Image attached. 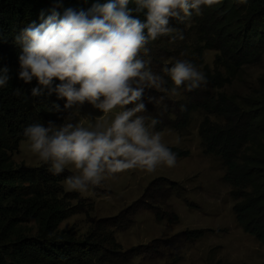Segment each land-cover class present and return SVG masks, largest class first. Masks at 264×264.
I'll use <instances>...</instances> for the list:
<instances>
[{
    "label": "rangeland",
    "instance_id": "obj_1",
    "mask_svg": "<svg viewBox=\"0 0 264 264\" xmlns=\"http://www.w3.org/2000/svg\"><path fill=\"white\" fill-rule=\"evenodd\" d=\"M201 13L202 7L200 13L193 12L178 21L186 36L184 47L168 44V52H161L157 63L148 60L149 50H141L138 57L147 56L143 60L149 62L154 74L166 64L187 60L200 72L206 68L219 81L215 94L224 93L241 105L259 99L264 94V52L259 63L236 69L220 51L206 49L203 37L199 39ZM155 45L156 49L165 47ZM175 88L171 99L177 101L182 90ZM135 106L133 102L101 112L85 101L68 108L64 124L104 130L121 111ZM135 118L136 114L131 119ZM185 120L180 127H168L167 120L159 121L160 131L147 127L149 132L159 133L168 148L182 155L176 157L173 167L161 164L153 172L140 167L106 172L99 184H89L81 192L69 190L66 180L79 170L73 164L67 165L58 175L62 178L63 207L69 215L58 231L95 243L111 236L120 246L118 251L127 253V261L121 264H264V241L256 236L257 231L264 233V210L255 208L249 201L251 197L240 196V190L225 179V159L218 147L211 148V134L225 122L201 108L189 111ZM12 162L17 167L51 170V163L40 160L30 149L28 139L19 144ZM246 193L252 196L251 190ZM16 230L29 238L36 235L37 225L26 222Z\"/></svg>",
    "mask_w": 264,
    "mask_h": 264
},
{
    "label": "trees",
    "instance_id": "obj_2",
    "mask_svg": "<svg viewBox=\"0 0 264 264\" xmlns=\"http://www.w3.org/2000/svg\"><path fill=\"white\" fill-rule=\"evenodd\" d=\"M104 2L106 0H62L65 8L77 10H87L94 3ZM55 3L56 0H0V75L6 68L10 77L8 85L0 88V264H121L127 261V253L118 251L120 246L111 236L95 243L58 231L69 215L63 207L61 176L48 169L17 167L12 162L19 144L27 140L23 135L27 126L43 124L47 127L52 122L59 127L64 124L68 110L64 108L65 101L57 99L55 94L47 99L32 97L31 89L37 86V81L25 84L18 78L20 47L15 43V36L28 24H38L40 13L48 14ZM129 7L135 8V5L129 4ZM201 7L199 39L203 37L206 49L220 51L236 69L259 63L264 52V0H247L244 4L236 0H215ZM139 18L145 19L143 13ZM179 20L170 18L169 27L176 29L173 34L149 41L146 45L148 60L151 58L157 63V57L161 52L167 53L170 45L185 46L184 38L173 39L177 31L184 32L178 25ZM155 44L165 47L156 49ZM147 56L140 55V59ZM174 63L164 65L161 72L155 73L164 81L162 89L145 87L141 99L136 102L145 105V112L135 113L136 118L143 117L145 126L156 131L161 130L159 121L167 120L168 127L183 126L187 113L199 108L222 118L225 125L218 132L214 130L210 141L211 148L218 147L219 155L225 159V179L240 190V196L251 197L249 201L255 208L264 210V94L247 105L243 101L241 105L224 93L215 94L213 91L218 88L219 81L204 68L201 72L206 83L192 91H187L185 85L178 86L182 94L175 101L171 99L174 95L171 90L176 85L164 71ZM17 89L19 95L15 92ZM53 103L60 105L59 112ZM170 118L174 119L170 121ZM153 119L158 121L155 126L151 124ZM170 149L176 157L182 156L177 149ZM246 190H251L256 197ZM238 220L242 219L238 217ZM26 222L37 225L35 236L27 238L15 231L18 225ZM256 236L264 241L263 232L257 231Z\"/></svg>",
    "mask_w": 264,
    "mask_h": 264
},
{
    "label": "clouds",
    "instance_id": "obj_3",
    "mask_svg": "<svg viewBox=\"0 0 264 264\" xmlns=\"http://www.w3.org/2000/svg\"><path fill=\"white\" fill-rule=\"evenodd\" d=\"M215 0H106L87 10L65 8L56 0L40 22L20 29L15 43L20 47L18 78L25 84L34 79L31 96L65 101L64 108L85 101L101 112L126 106L141 99L145 87L162 89L163 79L154 74L138 54L146 45L172 31L170 18L190 17L202 5ZM244 4L247 0H236ZM134 4L135 8H130ZM59 9H63L60 11ZM136 13L137 15H134ZM145 19L141 20L139 14ZM183 39L177 31L173 39ZM165 72L176 86L192 91L206 83L205 75L187 60H176ZM0 75V88L8 85L7 69ZM59 81V83H57ZM187 82V83H186ZM175 93L176 89L171 90ZM20 94V90H15ZM59 112L60 105L53 103ZM137 103L116 115L104 130H89L72 123L59 127L49 122L27 126L23 135L40 160L51 163L53 174L69 164L79 170L66 183L69 190L86 191L99 184L104 173L136 167L153 172L158 165L173 167L176 154L161 141L159 133L149 132L143 117L131 119L144 110ZM158 123L153 119L151 124Z\"/></svg>",
    "mask_w": 264,
    "mask_h": 264
}]
</instances>
